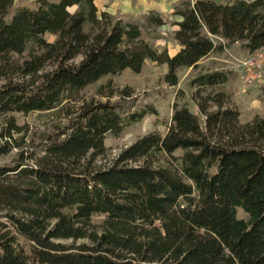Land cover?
Segmentation results:
<instances>
[{"label":"trees","instance_id":"obj_1","mask_svg":"<svg viewBox=\"0 0 264 264\" xmlns=\"http://www.w3.org/2000/svg\"><path fill=\"white\" fill-rule=\"evenodd\" d=\"M14 1L0 0V118L61 106L66 114L38 153L13 138L23 129L7 119L0 155L18 153L0 167V264H264V118L241 123L214 91L230 71L198 72L189 81L197 113L174 102L163 136L138 138L106 168L92 166L106 136L157 112H130L129 89L116 102L113 90L105 102L79 100L103 77L140 73L146 60L165 64L164 83L176 87L179 69L197 70L210 54L236 43L248 53L264 48V0L182 1L172 13L180 18L173 55L154 45L153 30L166 23L158 13L141 23L98 14L95 0H37L6 20ZM25 53L9 70L8 56ZM72 101L80 104L71 112ZM158 154L167 161L154 166L148 159ZM94 216L103 217L98 229Z\"/></svg>","mask_w":264,"mask_h":264},{"label":"rangeland","instance_id":"obj_2","mask_svg":"<svg viewBox=\"0 0 264 264\" xmlns=\"http://www.w3.org/2000/svg\"><path fill=\"white\" fill-rule=\"evenodd\" d=\"M185 0H95V5L98 10V14L101 12H107L114 18H120L127 21L144 22L145 16L148 13H158L166 19L165 25L155 28L153 30L156 39L154 45L158 51L166 48L169 55L173 54L178 45L173 40V35L176 30L174 26L178 20L177 17L172 15L174 8ZM193 2V0H187ZM217 2H227L225 0H216ZM35 9L37 7V0H15L12 6L8 10L6 20L14 14L19 8ZM76 7L69 9L71 13L76 11ZM45 39L48 42H53L56 39L55 35L47 34ZM236 45V49H227L223 52L222 58L226 62L222 61L220 66L211 67L210 65L199 64L197 70L191 68H182L177 72L178 85L176 87H169L164 83V75L167 73V67L165 64L158 65L150 60H146L140 73L134 74L130 70L126 69L119 75L106 76L97 81L96 83L86 87L80 92V102H88L90 100L105 102L106 97H103L109 93L110 90L117 92V94L109 100L111 102L118 101V95L121 91L129 89L132 94L128 103V110L130 112H137L144 109L146 106H152L157 115L147 114L140 122L133 123L124 128L122 133L114 137L107 135L104 145L105 152L103 156L95 159L92 166L96 168H106L110 166L119 153L126 147L130 146L138 138L143 137L151 132H156L163 136L170 123L172 114V104L174 102L185 104L189 110L193 113H197V110L190 99L192 89L189 87V81L198 73L213 70L230 71L231 76L229 81L214 89L215 92H222L226 96V103L229 107H235L240 113V122L247 123L255 117L264 118V68L259 72L258 78L248 83L242 78V65L241 61L247 56V52L242 51V47L239 43ZM233 57L238 60H234ZM28 58V54L25 53L22 56L11 54L8 56L6 66H8L12 72L15 65L21 64L23 60ZM78 61V60H76ZM52 69V65L48 63L44 72H49ZM43 72H40L39 77ZM16 78L15 73L10 74ZM37 80V77L35 78ZM39 81L37 82V84ZM110 83L107 87L106 85ZM1 85V82H0ZM102 89V95L97 94V90L100 87ZM178 90L182 91V94L176 95ZM80 102L72 101L70 105L71 112L76 110ZM134 104V107L130 108V105ZM66 109L60 107L58 110L48 112H32L28 114L14 113L8 114L5 118H0V147L5 145L7 140L4 137V129L6 128L7 119L14 118L16 124L22 127L21 134H13V138L18 143L23 144L27 150L31 152H39L43 143L48 138L55 137L59 132L62 124L65 121ZM23 138V143L21 142ZM33 150V151H32ZM18 148H13L7 154L0 155V167L13 165L16 161ZM181 150H178L174 155L180 156ZM148 161L154 165H163L166 163L162 155H156L148 159ZM237 217L239 219H246L245 213L237 208ZM103 222L102 216H94L90 223L98 229V226ZM71 241H61L64 244H70ZM21 243L26 249L28 244L21 239ZM83 241H78L76 244H81Z\"/></svg>","mask_w":264,"mask_h":264},{"label":"built area","instance_id":"obj_3","mask_svg":"<svg viewBox=\"0 0 264 264\" xmlns=\"http://www.w3.org/2000/svg\"><path fill=\"white\" fill-rule=\"evenodd\" d=\"M227 2H232L235 0H225ZM243 1H253V0H243ZM219 42L225 43L222 39H218ZM237 44V43H236ZM225 49L224 51H226ZM234 60H238L233 57ZM242 65V78L251 83L258 78L259 72L264 68V48H261L253 53H248L247 56L240 62Z\"/></svg>","mask_w":264,"mask_h":264},{"label":"crops","instance_id":"obj_4","mask_svg":"<svg viewBox=\"0 0 264 264\" xmlns=\"http://www.w3.org/2000/svg\"><path fill=\"white\" fill-rule=\"evenodd\" d=\"M194 1V0H193ZM178 20L176 21V22H178V21H180V18H177ZM176 27V26H175ZM176 30H177V27H176ZM175 30V31H176ZM166 49V48H165ZM229 49H236V45H231L230 47H229ZM179 50V47L177 48V50L173 53V54H175L177 51ZM242 51H245V52H247L246 50H244V49H242ZM248 53V52H247ZM173 54H171V55H173ZM222 54H223V52L222 53H214V54H210L208 57H206L205 59H203V60H201L200 62H199V64H204V63H206L207 65H210L211 67H216V69L220 66V63L222 62V61H224V62H226L225 60H223V58H222ZM215 69V70H216Z\"/></svg>","mask_w":264,"mask_h":264}]
</instances>
